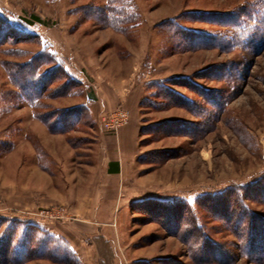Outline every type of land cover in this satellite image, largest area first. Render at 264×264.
Segmentation results:
<instances>
[{"label":"rangeland","instance_id":"374dc122","mask_svg":"<svg viewBox=\"0 0 264 264\" xmlns=\"http://www.w3.org/2000/svg\"><path fill=\"white\" fill-rule=\"evenodd\" d=\"M131 1L137 21L122 33L92 13L105 0H0V231L18 222L70 252V262L22 264H219L192 257L200 247L183 241L187 229L162 220L158 208L183 201L210 239L232 244L227 264H264L238 257L237 240L195 205L264 177V0ZM172 19L205 36L182 47L163 29ZM40 53L54 63L37 74L63 69L69 94L54 91L58 70L40 100L30 94L16 70ZM118 112L126 124L113 132ZM46 113L73 125L52 132L39 120ZM131 120L139 151L125 162V189L118 180L94 188L90 168L106 159L97 145L109 137L116 149ZM247 204L264 216L263 204Z\"/></svg>","mask_w":264,"mask_h":264},{"label":"trees","instance_id":"16d2710c","mask_svg":"<svg viewBox=\"0 0 264 264\" xmlns=\"http://www.w3.org/2000/svg\"><path fill=\"white\" fill-rule=\"evenodd\" d=\"M105 2V6L95 9L91 8V10H94L92 13L97 14L99 21L107 27L122 33L128 32L131 29L128 26L133 25L132 21H137L136 6L131 0H105ZM34 19L40 22L38 18L34 17ZM176 24L177 20L172 19L162 24V26L166 32L172 34L173 38L177 40V44L179 43L184 48H195L192 46L195 38L201 37L200 39H202V36H205L194 32L189 33L181 27H177ZM122 26L124 27L121 28ZM2 37H4V34H2ZM33 60H37L35 65L30 68L19 67L16 72L20 76L22 75L21 79L30 82L28 84L31 88L33 87L30 94L40 100L46 88V85H43L45 80L54 76L58 68L54 66L46 74L38 75L37 70L43 64L48 63L47 61L54 63V59L51 54L40 53ZM58 71L59 74L57 75H60L58 79L63 80V82L54 91L57 94L67 95L69 94L68 88L74 82L69 79L63 69L60 68ZM41 84L42 86H40ZM30 100L32 99L30 98ZM37 105L39 106V103ZM58 115L59 113L57 115L56 113H46L40 115L39 120L52 132H63L73 125V123L71 125L68 123L66 128L64 127L69 118L65 119L67 121L57 118L52 122L51 119L58 117ZM61 115L63 118L64 116L65 118L70 117L71 122L78 119L76 114L68 115L66 111H63ZM58 123L61 124V126H58L60 128H54ZM259 196H262L263 199L256 198ZM247 200L264 205V177L250 185L233 186L220 193L200 197L195 201V205L201 207L204 212L206 211V214L211 215L213 220H219L221 225L223 224V227L237 240V243L233 244V246L238 250V257L257 263L264 260V216L249 208ZM150 202L153 203L154 201L151 200ZM165 205L167 206L162 205L161 208H158L159 210L161 209V212L163 210L164 212L161 214L157 212V214H160L164 221L171 219L173 222L170 225L171 229H177L178 231L182 227L187 229L185 234H189V238L183 237L185 238L183 241L186 242L188 247L194 248L196 245L200 247V249L196 247L195 252L192 250V257L195 255H206L203 262H210L211 259H214L219 264H227L230 262V258L233 259L232 250L229 252V246L232 244L228 246L210 239L206 235L203 226L198 222L190 204L176 201ZM183 215L187 216L186 222L182 220ZM226 247L229 250H226ZM68 255H70V252L64 243H59L56 238L36 228L11 221L5 229L0 231V264H22L37 257L66 263L70 262Z\"/></svg>","mask_w":264,"mask_h":264},{"label":"crops","instance_id":"0c3cea01","mask_svg":"<svg viewBox=\"0 0 264 264\" xmlns=\"http://www.w3.org/2000/svg\"><path fill=\"white\" fill-rule=\"evenodd\" d=\"M136 126L137 123L134 120H131L126 128H122L119 132H117L116 136H113L117 141V147L114 150L107 145L108 142L106 139H109V137H105V139L101 140V143L97 145L98 154H104L106 159H104L101 164L96 163L93 168H90V170L93 169V171H91L93 177L91 175L89 183L93 181L92 184L94 185V188L97 187L99 180L102 183L106 182L105 184H107V182L110 180L111 182L118 180L120 189H125V162L131 157L135 158L139 151L136 144ZM99 172L100 178L98 177ZM100 206L101 204H98L97 214L102 216L100 215V212H102L99 210Z\"/></svg>","mask_w":264,"mask_h":264},{"label":"built area","instance_id":"2783aa9c","mask_svg":"<svg viewBox=\"0 0 264 264\" xmlns=\"http://www.w3.org/2000/svg\"><path fill=\"white\" fill-rule=\"evenodd\" d=\"M126 124L125 114L118 112L113 115L110 125H107L110 130L113 132L120 126Z\"/></svg>","mask_w":264,"mask_h":264}]
</instances>
